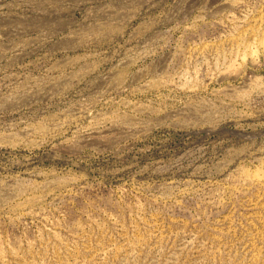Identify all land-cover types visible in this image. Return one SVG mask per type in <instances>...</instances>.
Instances as JSON below:
<instances>
[{"label": "rangeland", "instance_id": "obj_1", "mask_svg": "<svg viewBox=\"0 0 264 264\" xmlns=\"http://www.w3.org/2000/svg\"><path fill=\"white\" fill-rule=\"evenodd\" d=\"M0 264H264V0H0Z\"/></svg>", "mask_w": 264, "mask_h": 264}]
</instances>
